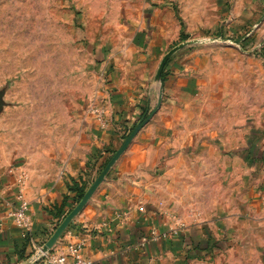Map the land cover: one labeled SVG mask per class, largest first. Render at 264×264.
<instances>
[{"label":"rangeland","instance_id":"374dc122","mask_svg":"<svg viewBox=\"0 0 264 264\" xmlns=\"http://www.w3.org/2000/svg\"><path fill=\"white\" fill-rule=\"evenodd\" d=\"M263 47L264 0H0V161L52 235L133 134L84 209L125 180L177 228L261 212Z\"/></svg>","mask_w":264,"mask_h":264},{"label":"crops","instance_id":"0c3cea01","mask_svg":"<svg viewBox=\"0 0 264 264\" xmlns=\"http://www.w3.org/2000/svg\"><path fill=\"white\" fill-rule=\"evenodd\" d=\"M9 163L0 161V264H21L47 243L57 219L49 214L45 198L28 189L24 196L30 203L33 230L15 224L11 212L23 174ZM116 169L118 177L123 168ZM133 190L125 180L107 181L53 250L62 253L69 244L83 241V254L92 264H264V200L261 212L231 214L208 228L183 229ZM238 221L246 222L252 236L262 230L263 246L255 258L240 256L241 246L234 245L233 236L238 238L241 231L235 228Z\"/></svg>","mask_w":264,"mask_h":264},{"label":"built area","instance_id":"2783aa9c","mask_svg":"<svg viewBox=\"0 0 264 264\" xmlns=\"http://www.w3.org/2000/svg\"><path fill=\"white\" fill-rule=\"evenodd\" d=\"M16 202L17 204L11 212V217L18 227L31 232L34 224L31 217L30 203L25 198L22 190L18 191ZM40 247H36L35 253L41 250ZM83 248V241L71 243L62 253L52 250L44 254L36 264H92V261L84 256Z\"/></svg>","mask_w":264,"mask_h":264},{"label":"water","instance_id":"95a60500","mask_svg":"<svg viewBox=\"0 0 264 264\" xmlns=\"http://www.w3.org/2000/svg\"><path fill=\"white\" fill-rule=\"evenodd\" d=\"M170 57V55L166 56L165 59L162 62L161 70L159 72V76L161 74V71L164 67V64L166 63L167 59ZM134 134L131 135L124 146L117 152L113 160L109 163V165L106 167L104 172L100 175L98 180L95 182V184L90 188V190L86 193L81 203L75 208L64 220L63 222L57 227L54 234L51 236V238L45 243L41 250L35 253L33 256H31L28 260L21 264H36L46 253H49L52 251L58 242V240L62 237V235L65 233V231L69 228L72 221L75 219L76 216H78L82 210L84 209L85 205L87 204L88 200L91 198V196L94 194L98 186L101 184V182L104 180L105 176L108 174L111 166L113 163L119 158V156L126 150L128 145L130 144L131 140L133 139Z\"/></svg>","mask_w":264,"mask_h":264},{"label":"trees","instance_id":"16d2710c","mask_svg":"<svg viewBox=\"0 0 264 264\" xmlns=\"http://www.w3.org/2000/svg\"><path fill=\"white\" fill-rule=\"evenodd\" d=\"M264 48V47H263ZM79 195H80V198H82L83 197V194L79 191ZM65 204V203H64ZM59 211L60 210H57V209H54V210H52L51 211V214H52V216L56 219L57 218V222H56V226L60 223V221H61V218L63 217V216H59Z\"/></svg>","mask_w":264,"mask_h":264}]
</instances>
